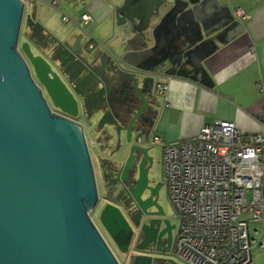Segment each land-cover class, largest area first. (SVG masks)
Instances as JSON below:
<instances>
[{"label":"water","instance_id":"water-1","mask_svg":"<svg viewBox=\"0 0 264 264\" xmlns=\"http://www.w3.org/2000/svg\"><path fill=\"white\" fill-rule=\"evenodd\" d=\"M24 3L0 0V264H119L89 215L98 196L79 115L87 120L95 117L97 128L105 135V123L115 126V148L110 154L121 145L120 130L125 129V157L113 160L111 156H100L99 161L111 163L122 179L129 169L131 173L137 169L136 184L134 188L128 186V192L142 210L150 194H140L144 189L150 192L158 183L145 185L151 162L144 146L149 130L133 134L132 127L135 120L139 126L149 123L147 115L156 104L145 98L137 84L135 72L141 71L128 63H115L112 66L119 81L117 91L122 94L116 101L117 109H113L105 97V76L90 68L88 57L81 54L79 37L69 46L51 36L35 44L23 32L19 41L23 20L30 30L39 26L28 12L23 17ZM156 6L138 0L109 5L116 24L128 25L134 18L139 27L145 26ZM71 56L88 72L86 78H93L89 84L104 93L89 114L84 112V102L65 69V58ZM151 94L156 93L152 90ZM134 95L139 103H135ZM51 106L59 112L52 111ZM121 118L127 119L124 127ZM137 135H143L140 142ZM98 220L111 239L129 227L110 201L101 206ZM151 226L152 221L140 224L141 242L137 248H145L144 241L159 243L162 230H152ZM119 249L124 251L126 246ZM161 258L168 264H180Z\"/></svg>","mask_w":264,"mask_h":264},{"label":"crops","instance_id":"crops-1","mask_svg":"<svg viewBox=\"0 0 264 264\" xmlns=\"http://www.w3.org/2000/svg\"><path fill=\"white\" fill-rule=\"evenodd\" d=\"M23 1L32 5L27 12L39 24L24 28L35 44L51 36L72 45L81 33L78 15L91 14L93 20L85 26L88 35L80 38L81 54L88 57L90 68L105 76V97L113 109L122 93L112 65L128 63L143 72H135L137 84L156 105L148 115L144 112L149 123L139 126L135 120L133 134L152 130L163 141L182 140L213 119L233 121L244 136L264 134L259 122L264 106L259 88L264 86V0H138L157 5L143 27L134 18L128 25L116 24L109 5L121 0ZM237 6L245 12L243 18L235 12ZM62 14L69 18L63 21ZM88 36L95 42L91 48L85 46ZM71 57L65 58V69L89 114L104 93L89 84L93 78H86L88 72ZM156 81L166 83L162 95L151 94ZM121 119L124 127L127 119Z\"/></svg>","mask_w":264,"mask_h":264},{"label":"built area","instance_id":"built-area-1","mask_svg":"<svg viewBox=\"0 0 264 264\" xmlns=\"http://www.w3.org/2000/svg\"><path fill=\"white\" fill-rule=\"evenodd\" d=\"M235 12L246 15L239 6ZM92 20L87 11L78 15L79 38ZM94 45L88 36L85 46ZM165 88L164 81L153 85L156 94ZM259 122L264 130V106ZM145 139L160 146L161 176L178 218L173 253L187 264H246L250 248L264 246V134L244 136L233 121L213 119L190 138L167 142L151 130Z\"/></svg>","mask_w":264,"mask_h":264},{"label":"flooded vegetation","instance_id":"flooded-vegetation-1","mask_svg":"<svg viewBox=\"0 0 264 264\" xmlns=\"http://www.w3.org/2000/svg\"><path fill=\"white\" fill-rule=\"evenodd\" d=\"M51 110L59 112L58 109L52 106ZM99 162L101 164L100 174L105 190V197L107 198L106 201H110L118 207L120 213L129 225L127 229H123L118 234H115L112 239L107 235L109 241H111V243L114 244L120 252L124 253L125 264H168L161 257L164 256V252L166 250L171 249L176 232L173 234L172 229L175 227V224L171 223L165 216L164 210L158 202V188L160 187V183H158V187L152 188L150 192L144 189L142 194H140L142 197L147 196L148 193L150 194V197L144 202V208L141 210L131 201V196L128 192L129 187L134 188L136 184L137 169H135L132 173L131 169H129L126 177L122 179L121 173H117L112 170L111 163L106 160H100ZM93 172L96 183V174L94 170ZM145 185L152 187L154 184H151L148 180H146ZM136 219H139L138 224H136ZM162 219H167V222H162ZM144 221H152V230L162 231L158 244L156 243V240L155 243H152L151 241H144V243H146V247L139 249L137 248V245L140 244L141 238L138 239V232L140 224ZM97 228L100 232H102V228H99L98 226ZM105 241L109 246L108 241L106 239ZM123 246H126V250L121 251L119 248ZM109 247L113 252L111 246ZM114 256L117 259L115 254Z\"/></svg>","mask_w":264,"mask_h":264},{"label":"rangeland","instance_id":"rangeland-1","mask_svg":"<svg viewBox=\"0 0 264 264\" xmlns=\"http://www.w3.org/2000/svg\"><path fill=\"white\" fill-rule=\"evenodd\" d=\"M32 5L29 4V2L24 3V9H23V17L25 13L29 10V8ZM55 17H52L51 21H54ZM24 20L20 24V30H19V41L21 38H23L24 34ZM85 53L86 50H85ZM137 80L139 83V76H137ZM156 96V95H155ZM82 119L83 123V130L86 134L85 136L87 138H94V142L88 144V152L91 159V163L93 166V170L96 174V189H97V196L98 200L93 208L89 212V215L92 219V221L101 228L100 222L98 220V212L103 205V203L106 202L107 198L105 197V190L102 184L101 174H100V162L99 157L100 156H111L113 160H119L125 157V154L127 153V146L128 142L125 140L124 132H120V142L121 145L117 150H115L112 154H110L111 151L115 148V140H116V130L115 126L110 123H105L103 125V129L105 134L101 133V129L97 128V123L95 121V117L90 118L89 120L85 119L81 114L79 115ZM100 138L101 140H99ZM101 143L103 146L101 147ZM144 146L147 147V154L151 157V162L147 169V180L151 184L160 183V187L158 188V202L160 203L161 207L164 210L165 216L170 220L171 223L175 224V227L172 229L173 234L176 232V226L178 223V218L174 216L173 209L171 204L168 201L167 198V192L165 184L162 180L161 176V170H160V147L158 144L153 143L149 144L146 143ZM137 161V159H135ZM101 230V229H100ZM103 237L108 241L109 246H111L114 254L117 256V260L120 264H125V256L124 253L120 252L118 248L109 241L107 234L102 229ZM164 256L172 259L175 262H178L180 264H187L184 260H182L180 257H178L176 254L173 253L171 249H168L164 252ZM251 258L246 264H264V246H252L250 248Z\"/></svg>","mask_w":264,"mask_h":264}]
</instances>
